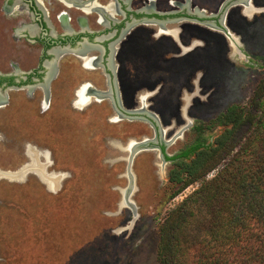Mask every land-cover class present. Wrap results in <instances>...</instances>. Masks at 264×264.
Returning a JSON list of instances; mask_svg holds the SVG:
<instances>
[{
	"label": "rangeland",
	"instance_id": "1",
	"mask_svg": "<svg viewBox=\"0 0 264 264\" xmlns=\"http://www.w3.org/2000/svg\"><path fill=\"white\" fill-rule=\"evenodd\" d=\"M49 1L44 0L46 6L56 9ZM118 2L117 22H150L132 25L114 57L135 83L153 84L155 91L142 87L139 93L124 95L126 110L116 108L110 97L78 108V95L68 93L67 100L56 95L45 113L22 91H11L20 99L0 109V264H160L158 220L198 183L170 200L175 188L168 181L172 162L162 156L159 144H164V155L180 152L194 140L196 124L210 123L234 103L244 106L254 121L264 118L258 104L264 97V0ZM145 6L151 11L141 9ZM70 17L75 32L80 22L72 10ZM96 17H86L89 40L106 28ZM155 20L176 30L180 42L160 31ZM11 22L0 11V70L5 71L23 53L21 41L11 34ZM64 60L70 61L68 76L92 78L96 87L106 89L99 73L84 72L77 57L68 54ZM72 98L77 109L66 104ZM131 101L135 106L130 107ZM249 125L241 128L239 144L250 134ZM222 129L217 126L205 136L212 140ZM144 138L155 142L131 159L133 213L124 202L131 154L127 149ZM34 146L51 153L49 170L67 173L59 189H51L31 168L28 151ZM37 148L38 159L46 162L41 160L47 158L45 151Z\"/></svg>",
	"mask_w": 264,
	"mask_h": 264
},
{
	"label": "trees",
	"instance_id": "2",
	"mask_svg": "<svg viewBox=\"0 0 264 264\" xmlns=\"http://www.w3.org/2000/svg\"><path fill=\"white\" fill-rule=\"evenodd\" d=\"M258 104L264 108V97ZM248 121L251 132L239 144L238 134ZM217 126L223 129L209 140L205 132ZM193 129L190 144L165 155L172 162L168 181L175 186L170 200L188 186H198L160 214L158 261L264 264V118L254 121L244 106L234 103Z\"/></svg>",
	"mask_w": 264,
	"mask_h": 264
},
{
	"label": "flooded vegetation",
	"instance_id": "3",
	"mask_svg": "<svg viewBox=\"0 0 264 264\" xmlns=\"http://www.w3.org/2000/svg\"><path fill=\"white\" fill-rule=\"evenodd\" d=\"M122 1L130 2V0ZM53 2H55L57 11L54 6L49 9L44 0H0V11L11 18V34L18 42L21 41L18 45L23 50V53L20 51L17 53L15 62L11 63L12 70H0V109H6L13 105L14 100L20 99L16 93L11 92L14 90L22 91L28 101H33L42 113L53 108L56 95L67 100L68 93L79 96V91L83 86L86 87L87 95L81 100L77 97L75 104L78 108L91 105L95 98L110 97L116 108L126 110L124 106L127 101L124 95L139 93L142 87L150 92L155 91L153 84L141 86L142 82L135 83L128 71L124 73L123 63L119 61L118 56L114 57L118 51L117 44L125 37L131 26L145 22L144 20H134L132 23L127 20L117 22L115 15L119 5L118 0L106 2L50 0L48 4L51 5ZM141 9L150 12L152 8L145 6ZM71 10L76 13V18L80 22V29L75 32L70 23ZM78 13L80 15H77ZM94 13L97 14V24L106 28L103 32L94 34L93 40H89L87 37L91 36L92 31L88 30L85 21L86 17ZM156 24L160 26V31L173 35L177 42H180L176 30L165 29L161 22H156ZM56 25L62 31L57 30ZM108 38L111 39L102 45L101 42ZM32 46H35V50ZM93 49L97 50L96 54L90 53ZM68 54L79 59V66L84 72L97 71L99 77L104 79L106 89L96 87L91 82L92 78L90 81L82 78L75 80L74 77L68 76V69L71 68L70 61L64 60ZM26 59L31 60L32 64L26 66L24 64ZM86 59L88 62L85 61ZM161 89L159 87L158 91ZM74 100L69 99L66 104L77 109L73 105ZM136 103L131 101L129 105L130 107L135 106ZM161 145L162 143L159 144L160 149ZM37 149L40 152L45 151L47 158L42 156L41 160L46 159V165L52 166L51 153L49 156L47 150ZM61 182L62 180H60L58 189Z\"/></svg>",
	"mask_w": 264,
	"mask_h": 264
},
{
	"label": "bare ground",
	"instance_id": "4",
	"mask_svg": "<svg viewBox=\"0 0 264 264\" xmlns=\"http://www.w3.org/2000/svg\"><path fill=\"white\" fill-rule=\"evenodd\" d=\"M196 13L199 16H203L202 13H199V12H196ZM135 21H137V20H135ZM144 21L145 22H150V21H148V19H144ZM155 22H161V23L164 24V22L163 21H160V20H155ZM85 61L88 62V59H86ZM86 91H87L86 90V87H84V86L80 89L79 96H78L79 97V100L83 99L87 95V92ZM131 148L130 149H127V150H131ZM28 152H29V155L32 156L31 157L32 158V163L30 165L31 168L32 169H35L37 172H39V174L43 177V179L49 184V187L51 189H58L61 175H59V174H57V175H55V174H48V173L45 172L44 167L46 165V162H41L38 159V152L36 151L35 148L30 147ZM128 163H129V167H128V170H127L128 171L127 174L129 175V173L131 172L132 175H133V172L131 171V167H130V165H131L130 157L128 158Z\"/></svg>",
	"mask_w": 264,
	"mask_h": 264
},
{
	"label": "water",
	"instance_id": "5",
	"mask_svg": "<svg viewBox=\"0 0 264 264\" xmlns=\"http://www.w3.org/2000/svg\"><path fill=\"white\" fill-rule=\"evenodd\" d=\"M154 142H155V140H150V139H147V138H144L143 140H141L139 142L136 141V144H134L132 146L131 150H130L131 151L130 162L132 161L131 159H132V157L134 156V154L136 153L137 150H139L141 148H144L145 146L148 147V145L150 143H154ZM161 152H162V156L164 157L165 155H164L163 151H161ZM48 153H49V156H50V152L49 151H48ZM44 170L47 173L56 172V171L49 170L47 165H45ZM61 174H62V176H61L60 180H63V178L67 175V173L61 172ZM24 178H25V176H24ZM133 190H134V176L130 172L129 173V184H128V187L126 188V190L124 191V202L132 209V211L134 213L136 211V207L134 205V202L130 199V196H131Z\"/></svg>",
	"mask_w": 264,
	"mask_h": 264
}]
</instances>
